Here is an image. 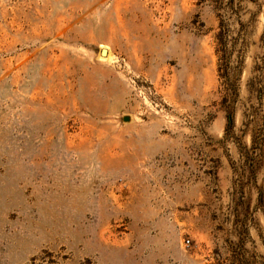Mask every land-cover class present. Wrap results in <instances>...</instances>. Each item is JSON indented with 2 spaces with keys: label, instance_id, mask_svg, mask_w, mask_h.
<instances>
[{
  "label": "rangeland",
  "instance_id": "374dc122",
  "mask_svg": "<svg viewBox=\"0 0 264 264\" xmlns=\"http://www.w3.org/2000/svg\"><path fill=\"white\" fill-rule=\"evenodd\" d=\"M0 264H264V0H0Z\"/></svg>",
  "mask_w": 264,
  "mask_h": 264
},
{
  "label": "water",
  "instance_id": "95a60500",
  "mask_svg": "<svg viewBox=\"0 0 264 264\" xmlns=\"http://www.w3.org/2000/svg\"><path fill=\"white\" fill-rule=\"evenodd\" d=\"M100 54L103 55L104 54V51H101Z\"/></svg>",
  "mask_w": 264,
  "mask_h": 264
},
{
  "label": "bare ground",
  "instance_id": "6f19581e",
  "mask_svg": "<svg viewBox=\"0 0 264 264\" xmlns=\"http://www.w3.org/2000/svg\"><path fill=\"white\" fill-rule=\"evenodd\" d=\"M102 51H104V50H102ZM104 55V54H103ZM103 55H101V56H103Z\"/></svg>",
  "mask_w": 264,
  "mask_h": 264
}]
</instances>
